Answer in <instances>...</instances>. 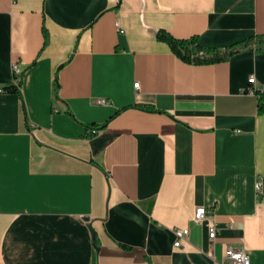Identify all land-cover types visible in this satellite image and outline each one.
<instances>
[{
  "label": "crops",
  "instance_id": "crops-1",
  "mask_svg": "<svg viewBox=\"0 0 264 264\" xmlns=\"http://www.w3.org/2000/svg\"><path fill=\"white\" fill-rule=\"evenodd\" d=\"M158 31L229 51L264 0H0V264H264V50L188 62Z\"/></svg>",
  "mask_w": 264,
  "mask_h": 264
},
{
  "label": "trees",
  "instance_id": "trees-1",
  "mask_svg": "<svg viewBox=\"0 0 264 264\" xmlns=\"http://www.w3.org/2000/svg\"><path fill=\"white\" fill-rule=\"evenodd\" d=\"M157 38L164 41L168 44L173 53L180 56L183 60L188 62L195 63H207V62H215L222 59H225L227 55L232 52L238 46L252 45L255 44L257 48L264 50V34H257L232 45L229 51H219L215 48H206L204 46L199 45L196 42L195 37H189L185 39H177L172 37L166 32L158 31ZM56 75L54 76V86L56 88ZM5 91H14L18 92L19 88L15 85H9L3 87ZM258 93V110L264 111V89L262 91H257Z\"/></svg>",
  "mask_w": 264,
  "mask_h": 264
},
{
  "label": "built area",
  "instance_id": "built-area-1",
  "mask_svg": "<svg viewBox=\"0 0 264 264\" xmlns=\"http://www.w3.org/2000/svg\"><path fill=\"white\" fill-rule=\"evenodd\" d=\"M114 25L116 28L119 29V23L117 21L114 23ZM119 30L123 31L122 29H119ZM10 68H11V72L14 78V85L19 88L20 78H21L23 69L18 61L12 62ZM247 83H248V86L246 88V91L251 94L256 93L257 91L263 90V86L258 85L254 74H250L247 77ZM133 87L137 88L138 82L134 83ZM0 92H4V89L2 87H0ZM95 102L98 104H104L106 103V100L104 98H97ZM254 191H255L256 197L259 198L261 202H264V195L262 194V191H261L260 180H257L254 182ZM204 211H205V207L203 206L197 207L193 213L194 219L201 220L204 217ZM173 233L175 237L173 245L174 247H178L181 241L187 236L188 228L187 227H177L174 229ZM215 234H216V230L214 226H210L209 232H208V236L210 240H214ZM225 258L230 264H250L248 253L243 248H236V247L228 246L225 251Z\"/></svg>",
  "mask_w": 264,
  "mask_h": 264
}]
</instances>
